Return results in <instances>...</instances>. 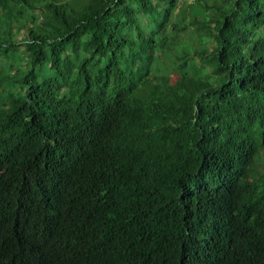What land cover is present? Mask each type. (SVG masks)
Segmentation results:
<instances>
[{
  "label": "trees",
  "instance_id": "trees-1",
  "mask_svg": "<svg viewBox=\"0 0 264 264\" xmlns=\"http://www.w3.org/2000/svg\"><path fill=\"white\" fill-rule=\"evenodd\" d=\"M178 8L0 0V264H264V0L200 13L156 75Z\"/></svg>",
  "mask_w": 264,
  "mask_h": 264
},
{
  "label": "rangeland",
  "instance_id": "rangeland-1",
  "mask_svg": "<svg viewBox=\"0 0 264 264\" xmlns=\"http://www.w3.org/2000/svg\"><path fill=\"white\" fill-rule=\"evenodd\" d=\"M221 1L222 0H204L203 4L201 5V3H190L188 0H179V8L175 11V13H179L173 14L171 21H179L180 27L185 29L181 31H175L172 29V26H170L166 29V32H162L161 34L157 35L158 38L167 35V45L160 46V44H158V50L153 57L151 68L154 74L163 75L174 73L178 70V66L183 64L185 61L191 63L192 61L197 60L198 54L196 52L200 51L202 48L203 44L201 43L204 41L205 36L203 32L197 31L196 26L192 24V21L200 13H205L207 9H209L211 12L213 4H220ZM205 6H208L209 8H206ZM31 15V12H27L25 20L22 21L24 23L23 29H21L20 32L18 31L19 29L17 30L19 26L18 22L14 20L13 30L17 40L22 39L24 35V29L26 26H30L31 22L29 19ZM34 15L41 18L39 12L35 13ZM142 25L149 31L155 30V26L153 24L146 25L143 22ZM0 66H3L0 67V69H5V71L11 72V74H13L15 71L19 70V68L24 67V64H21L20 61L9 59L1 60ZM209 69H205L202 66L198 69V72L199 74L204 75L207 73V70L209 71ZM1 78H3V73L0 70V79ZM5 86H10V84H7V82L3 81V83L0 84V93H2L3 87ZM260 166H264L263 158L260 160Z\"/></svg>",
  "mask_w": 264,
  "mask_h": 264
},
{
  "label": "built area",
  "instance_id": "built-area-1",
  "mask_svg": "<svg viewBox=\"0 0 264 264\" xmlns=\"http://www.w3.org/2000/svg\"><path fill=\"white\" fill-rule=\"evenodd\" d=\"M190 3H195L196 0H188Z\"/></svg>",
  "mask_w": 264,
  "mask_h": 264
}]
</instances>
